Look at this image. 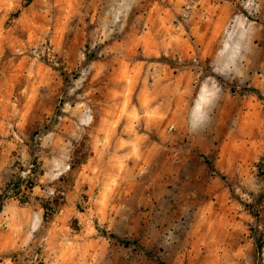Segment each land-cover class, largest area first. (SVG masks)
Instances as JSON below:
<instances>
[{"label":"rangeland","instance_id":"1","mask_svg":"<svg viewBox=\"0 0 264 264\" xmlns=\"http://www.w3.org/2000/svg\"><path fill=\"white\" fill-rule=\"evenodd\" d=\"M0 196V264H264V0H0Z\"/></svg>","mask_w":264,"mask_h":264},{"label":"built area","instance_id":"2","mask_svg":"<svg viewBox=\"0 0 264 264\" xmlns=\"http://www.w3.org/2000/svg\"><path fill=\"white\" fill-rule=\"evenodd\" d=\"M19 188H14L13 185H12V188H10V192H8V194H15V192H18ZM7 193V191L5 192V194ZM3 198V196H0V199ZM0 208H1V205H0Z\"/></svg>","mask_w":264,"mask_h":264},{"label":"trees","instance_id":"3","mask_svg":"<svg viewBox=\"0 0 264 264\" xmlns=\"http://www.w3.org/2000/svg\"><path fill=\"white\" fill-rule=\"evenodd\" d=\"M13 187L16 189V188H18L19 187V185L17 184V183H15V184H13ZM28 189H31V187H28ZM20 203H25V201H21ZM123 243V245H127L128 244V242H122Z\"/></svg>","mask_w":264,"mask_h":264}]
</instances>
